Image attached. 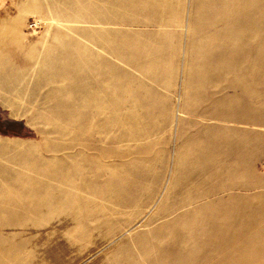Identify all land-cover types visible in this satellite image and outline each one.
<instances>
[{"label": "rangeland", "instance_id": "374dc122", "mask_svg": "<svg viewBox=\"0 0 264 264\" xmlns=\"http://www.w3.org/2000/svg\"><path fill=\"white\" fill-rule=\"evenodd\" d=\"M0 264H264V0H0Z\"/></svg>", "mask_w": 264, "mask_h": 264}]
</instances>
